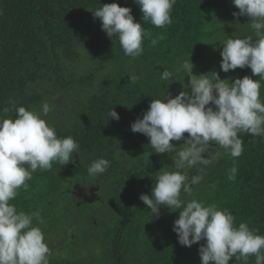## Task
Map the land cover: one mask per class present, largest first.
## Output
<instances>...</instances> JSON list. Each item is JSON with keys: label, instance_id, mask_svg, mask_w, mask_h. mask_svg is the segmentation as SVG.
<instances>
[{"label": "trees", "instance_id": "1", "mask_svg": "<svg viewBox=\"0 0 264 264\" xmlns=\"http://www.w3.org/2000/svg\"><path fill=\"white\" fill-rule=\"evenodd\" d=\"M112 2L0 0V115L15 118L16 107L27 109L51 95L42 91L44 87L63 94L76 86L89 90L80 98L75 122L54 126L59 137L71 136L78 142L79 154L74 153L73 162L66 165L53 162L50 170L37 169L27 181L29 188L19 189L10 203L17 211H39L44 223L38 226L51 251L49 264H200L198 249L204 241L183 246L173 231L179 210L160 206L156 218L139 199L140 194L150 195L158 171L175 169L172 154H156L145 135L131 131V123L142 118L152 99L190 91V77L182 68L188 59L193 75L203 71L211 78L215 72L230 82L245 75L259 79L247 66L228 72L220 69L221 42L252 35L250 17L243 16L246 26L240 29L241 16H233L239 9L231 0H176L171 24L157 28L142 21L133 0H115L131 8L134 20L151 38L164 37L154 47L145 38L142 55L133 59L124 54L118 39L106 35L91 11ZM164 69L172 72L171 81L160 79ZM132 74L138 77L135 83L130 82ZM261 85L264 102V81ZM112 108L119 120L108 118ZM241 138L244 151L235 161L221 155L210 165L186 169L189 176L203 179L193 186L191 196L181 191L180 198L214 203L231 212L237 225L246 222L264 235V138L251 134ZM209 151L222 153L223 149L213 144ZM99 158L109 160L110 166L94 178L87 169ZM234 163L236 179L229 180ZM100 180L110 185L113 199L105 201V216L98 208L95 213L100 216L95 217L85 213V207L101 204ZM91 192L90 200L84 199ZM72 219H80L85 238H79V245H84L77 246L75 236L67 231ZM66 223L65 232L53 231ZM229 264L243 262L232 258ZM248 264H255L254 256Z\"/></svg>", "mask_w": 264, "mask_h": 264}, {"label": "clouds", "instance_id": "2", "mask_svg": "<svg viewBox=\"0 0 264 264\" xmlns=\"http://www.w3.org/2000/svg\"><path fill=\"white\" fill-rule=\"evenodd\" d=\"M239 12L233 16L250 17L252 35L243 38L228 37L223 40L220 69L223 72L248 67L253 79L245 75L231 82L220 79L218 74H192L193 64L188 59L182 65L190 77L188 91H180L174 97L152 99L142 118L131 123V131L142 133L156 154L171 153L174 169L160 170L155 177L151 193L140 194L139 199L156 218L160 206L169 211L179 210L173 222L178 242L187 247L204 241L198 252L200 264H229L230 259L248 264L255 257V264H264V235L250 229L246 222H235L234 215L216 204H205L195 198L182 200L181 191L188 196L198 185L201 175L189 176L185 171L197 164L210 165L221 155L235 158L243 154L244 140L241 134L264 138V102L261 101V81H264V0H231ZM142 13L143 22L164 28L171 24V10L176 0H133ZM101 22L106 35L118 42L126 56L137 58L143 53V41L155 39L142 24L134 20L131 8L112 3L91 10ZM172 72L164 69L162 81H171ZM138 77L130 75V82ZM214 106V107H213ZM45 101L41 111L28 110L24 106L14 109L15 118L0 115V264H49L50 248L42 229L44 220L39 211H17L10 201L18 190H27V181L40 169L50 170L53 162L61 166L73 162V154H79V144L71 136L59 137L54 126L43 117L52 111ZM9 110L5 108L4 113ZM119 120L112 108L108 118ZM107 118V119H108ZM187 133V136L184 134ZM184 140L185 147H176L172 141ZM218 145L223 152L209 151ZM207 153V157L203 154ZM110 161L94 160L87 169L88 175L98 177L105 173ZM238 172L235 163L228 170V179L235 180ZM38 223L33 224V220Z\"/></svg>", "mask_w": 264, "mask_h": 264}, {"label": "rangeland", "instance_id": "3", "mask_svg": "<svg viewBox=\"0 0 264 264\" xmlns=\"http://www.w3.org/2000/svg\"><path fill=\"white\" fill-rule=\"evenodd\" d=\"M245 20L246 19L243 16H241L240 19L238 20V23H239L238 27L240 29H242V27L246 26L243 23V21H245ZM215 68L212 67L211 68L212 71H215ZM194 73H197V72H194ZM201 73L205 75V72L201 71ZM84 90L81 89V86H76L75 88H73L71 90L65 91L66 94L65 93L63 94L62 92L61 93L60 92H54L51 89H48V87H44L42 89V91L43 92H51V95L46 94L45 96H42L38 102L32 104L27 109L28 110L41 111L42 104L45 101H47L52 105L53 110L50 111L46 117H43L45 119V121L52 126H57V125L68 126V125L75 122V117L77 116L78 110H79V109H77V105L80 101V98L82 96L86 97L88 95L89 90H85V91ZM189 90H190V88H189ZM189 93H190V91H189ZM185 136H187V134ZM172 143L176 147L182 148V147L186 146V145H184V140L172 141ZM98 185H100V188L97 190H99L98 195L100 197V201H101L100 203L101 204L100 205L99 204L92 205L91 208H89V206L85 207V213H87L88 215H92V213H94L95 217L100 216L99 214L95 213V212H99L98 208L101 211V215L105 216V210L107 209V207L105 208V206H106L105 201L107 204L108 199H113L110 185L103 184L102 180H100ZM96 194H97V192H96ZM93 209H95V210H93ZM78 218H80V217H78ZM66 227H67V223L65 225L61 224L60 226H57L55 229H53V231L61 234L62 232L66 231ZM59 228L62 229V230H60V232L58 231ZM81 230L83 231L80 219L70 220L69 228L67 229V231H68L69 235L75 236V238L77 240V246L79 245V238H82V239L85 238L82 235ZM91 243L94 245L93 242H91ZM58 244H61V242H58ZM80 245H84V243L83 244L81 243ZM51 248H52V246H51Z\"/></svg>", "mask_w": 264, "mask_h": 264}, {"label": "flooded vegetation", "instance_id": "4", "mask_svg": "<svg viewBox=\"0 0 264 264\" xmlns=\"http://www.w3.org/2000/svg\"><path fill=\"white\" fill-rule=\"evenodd\" d=\"M91 196H92V192H91V194L90 195H84V199H86V200H90V198H91Z\"/></svg>", "mask_w": 264, "mask_h": 264}]
</instances>
